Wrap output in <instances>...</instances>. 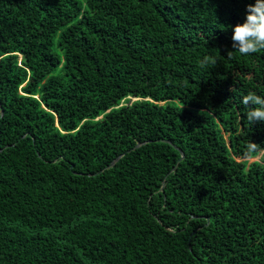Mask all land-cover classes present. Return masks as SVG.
<instances>
[{"label": "trees", "instance_id": "1", "mask_svg": "<svg viewBox=\"0 0 264 264\" xmlns=\"http://www.w3.org/2000/svg\"><path fill=\"white\" fill-rule=\"evenodd\" d=\"M254 3L0 0V264H264Z\"/></svg>", "mask_w": 264, "mask_h": 264}, {"label": "clouds", "instance_id": "2", "mask_svg": "<svg viewBox=\"0 0 264 264\" xmlns=\"http://www.w3.org/2000/svg\"><path fill=\"white\" fill-rule=\"evenodd\" d=\"M246 12L245 21L233 27L231 37L233 49L241 55L264 50V0H255L254 4L248 5ZM241 103L248 108L245 117L250 124L264 123V96L249 91L242 97ZM259 151V145L250 142L243 158L252 161Z\"/></svg>", "mask_w": 264, "mask_h": 264}, {"label": "water", "instance_id": "3", "mask_svg": "<svg viewBox=\"0 0 264 264\" xmlns=\"http://www.w3.org/2000/svg\"><path fill=\"white\" fill-rule=\"evenodd\" d=\"M4 114V111H3V109H2V115ZM165 142H167L168 143V141H165ZM144 144H138L133 150H136V149H138V148H140L141 146H143ZM174 148L176 149V150H178L180 153H181V159L178 161V163H177V165L174 167V169H173V171H175V170H177V168L179 167V165H180V163L184 160V158H185V154H184V152L182 151V150H180L178 147H176V146H174ZM122 158V156H120V157H118L116 160H114V162H112V164L110 165V166H108L107 168H106V170H109V169H111L117 162H119V160ZM103 172V171H102ZM165 183L163 184V187H162V190H164L165 189Z\"/></svg>", "mask_w": 264, "mask_h": 264}, {"label": "rangeland", "instance_id": "4", "mask_svg": "<svg viewBox=\"0 0 264 264\" xmlns=\"http://www.w3.org/2000/svg\"><path fill=\"white\" fill-rule=\"evenodd\" d=\"M57 51L60 52L59 49H57ZM57 73H58V72H57ZM57 73H56V74H57ZM133 101H134V100H133ZM263 156H264V152H262V153H261L256 159L250 161V163H254V162H256V161L260 162V161L262 160Z\"/></svg>", "mask_w": 264, "mask_h": 264}]
</instances>
